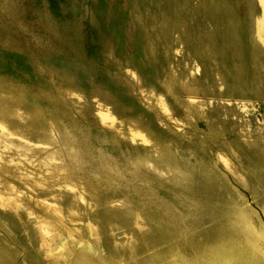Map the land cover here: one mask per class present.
I'll return each mask as SVG.
<instances>
[{
	"label": "rangeland",
	"instance_id": "obj_1",
	"mask_svg": "<svg viewBox=\"0 0 264 264\" xmlns=\"http://www.w3.org/2000/svg\"><path fill=\"white\" fill-rule=\"evenodd\" d=\"M261 8L0 0V191L19 200L0 205L8 264H264ZM53 205L54 263L39 235Z\"/></svg>",
	"mask_w": 264,
	"mask_h": 264
},
{
	"label": "bare ground",
	"instance_id": "obj_2",
	"mask_svg": "<svg viewBox=\"0 0 264 264\" xmlns=\"http://www.w3.org/2000/svg\"><path fill=\"white\" fill-rule=\"evenodd\" d=\"M260 1V4L262 6V14L255 20L256 21V30H255V36H256V39L262 44L264 45V0H259ZM257 41V42H258ZM164 101V100H163ZM161 104H163L162 100L160 102ZM165 107V105H163ZM105 109V108H103ZM109 111V110H108ZM101 112H104V111H101ZM103 120L104 119H109L111 118L110 117V113L109 112H105V113H101V116H100ZM1 127V126H0ZM5 128V127H4ZM8 131V130H7ZM4 133L7 135V134H10L9 132ZM13 133V132H11ZM8 136V135H7ZM6 136V137H7ZM136 136H140L142 138V140L146 141L145 139V136L143 134H141L140 132H132V137H136ZM158 145V144H157ZM119 150V149H118ZM130 160V159H129ZM172 160V159H171ZM129 173V172H128ZM179 179V178H178ZM182 180V179H181ZM173 183V182H172ZM175 183V182H174ZM175 185V184H173ZM12 189L13 188H7L5 193H7L8 196H4V194H2V192L0 191V205L1 206H9L10 208L11 207H17L19 205L18 201H17V197L15 198L13 196L14 193H12ZM69 189V188H68ZM184 190V189H183ZM187 190V189H186ZM80 193V192H79ZM79 198L78 199H82L84 200V196L82 193L79 194L78 196ZM85 202V201H84ZM50 210H52L54 212V214H51L49 212H47V210L45 209V215L44 216H40V221H39V235H40V240L42 241V245L46 251V255L47 256H52L54 258H52V261L53 259H55L56 257L58 258L59 256V259L60 257H62V255H64V246H61L59 245V243L57 242L58 239H61L62 238V235L60 233V230H58L59 228L62 229L61 227L58 228V225H64L63 224V210L61 209V207L59 206H56V205H53V206H48ZM74 207H70V213H73L74 216L76 215H80L79 213H77L76 211H74L73 209ZM76 208V207H75ZM49 210V211H50ZM18 211V210H17ZM52 212V213H53ZM72 215V214H71ZM70 215V216H71ZM39 220V219H37ZM87 228L89 230V235L92 237V238H95V240L97 241V244L99 245V247L101 246L102 247V244H101V237H100V233H99V230L96 228L95 225H93L92 223H88L87 224ZM63 227V226H62ZM66 228V227H65ZM69 229V228H68ZM68 232L71 234L72 232L68 230ZM81 233V232H80ZM70 236V235H69ZM68 236V237H69ZM74 236V235H73ZM82 236V235H81ZM80 237V236H79ZM73 238V237H72ZM82 239V237H80ZM79 238V239H80ZM64 239V238H62ZM61 239V240H62ZM85 240L87 239L86 237L84 238ZM84 239H82L84 241ZM72 240V239H71ZM88 240V239H87ZM40 241V242H41ZM76 241V240H75ZM79 241V240H77ZM82 241V242H83ZM60 243L62 241H59ZM82 242H76V243H80L82 244ZM86 243V242H85ZM84 244V243H83ZM89 244V243H88ZM63 245V244H62ZM92 246V245H91ZM69 252V251H68ZM81 253V252H80ZM79 253V254H80ZM78 254V255H79ZM83 255V253H82ZM81 256V255H80ZM85 256V255H84ZM74 257V256H73ZM47 258V257H46ZM65 258V257H64ZM75 258V257H74ZM79 258V257H78ZM77 258V259H78ZM87 258V257H86ZM58 259V260H59ZM81 259V258H79ZM85 259V258H84ZM56 260V259H55ZM54 260V261H55ZM58 260L56 262H58ZM62 260V258H61ZM74 260V259H73ZM82 262L84 261L83 259H81ZM53 261V263H54ZM80 261V260H78ZM55 262V263H56ZM81 262V261H80ZM9 262L6 260V257H4V255L0 252V264H8ZM74 263V262H73ZM76 263V262H75ZM78 263V262H77Z\"/></svg>",
	"mask_w": 264,
	"mask_h": 264
}]
</instances>
